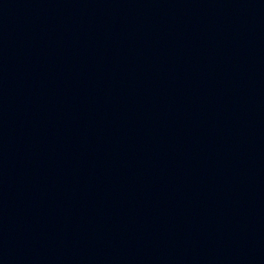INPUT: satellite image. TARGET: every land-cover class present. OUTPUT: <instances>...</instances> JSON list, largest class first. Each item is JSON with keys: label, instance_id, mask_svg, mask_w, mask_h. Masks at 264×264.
Segmentation results:
<instances>
[{"label": "water", "instance_id": "1", "mask_svg": "<svg viewBox=\"0 0 264 264\" xmlns=\"http://www.w3.org/2000/svg\"><path fill=\"white\" fill-rule=\"evenodd\" d=\"M0 264H264V0H0Z\"/></svg>", "mask_w": 264, "mask_h": 264}]
</instances>
